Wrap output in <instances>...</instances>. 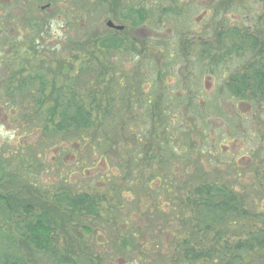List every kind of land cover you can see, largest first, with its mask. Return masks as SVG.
I'll return each mask as SVG.
<instances>
[{
    "label": "rangeland",
    "instance_id": "obj_1",
    "mask_svg": "<svg viewBox=\"0 0 264 264\" xmlns=\"http://www.w3.org/2000/svg\"><path fill=\"white\" fill-rule=\"evenodd\" d=\"M136 10L146 18L134 26ZM230 28L254 39L245 60L264 56V0H0V256L56 264L24 243L30 204L72 264H212L218 253L189 259L186 244L217 251L241 236L230 225L213 241L200 228L202 182L243 198L248 229L264 231V105L222 91L243 64ZM71 96L92 115L82 136L55 134L59 117L44 112ZM80 194L96 214L60 200ZM252 250L243 263L264 264Z\"/></svg>",
    "mask_w": 264,
    "mask_h": 264
},
{
    "label": "trees",
    "instance_id": "obj_2",
    "mask_svg": "<svg viewBox=\"0 0 264 264\" xmlns=\"http://www.w3.org/2000/svg\"><path fill=\"white\" fill-rule=\"evenodd\" d=\"M133 13L137 18L133 23L134 26H137L139 22L146 18V12H142L141 10L133 11ZM122 17L126 19L129 18V15ZM241 35L238 32L234 33V36H238L237 38L240 39L238 53L242 48L245 49L246 53L254 50L256 47L254 39L245 35L242 37ZM244 44H249V46L242 47ZM232 49V52H234L237 48L232 45ZM241 54L238 57L243 63L241 70L229 75L223 85L222 91L233 100L251 103L257 109L264 105V56L258 61L251 62L245 60ZM219 60L225 61L223 57L219 58ZM37 79L40 80L39 84L42 86L41 79ZM27 80L28 82L21 83L16 87V93L19 94V97H21V94H27L29 92L28 87L32 83H35L32 77L27 78ZM34 90L42 92L41 87ZM39 105L42 106V102ZM44 112L50 123L53 119L59 117L58 123L54 125L53 132L55 134L74 131L78 136H82L84 132H88L91 128L92 115L86 108L85 98L82 99L81 96H71L65 101L57 99L54 101L53 106ZM262 190H264V183H262ZM193 193L197 197L194 201L198 202H194V206L203 215L199 223L200 228L203 226V229L208 234H214L215 238L213 241H219V237L223 233L221 230L224 229L225 232H228L226 230H229L230 225L238 226V233H240L241 238L233 246L225 245L221 250L217 251L216 248H211L206 252L195 251L194 247L186 244L184 251L186 258H193L194 260L198 258H211V254L214 252L218 253V256L217 261H214L212 264H244L241 252L252 250L253 248L256 249V253L264 257V231L260 229H248L253 222V215L250 214L247 208L248 203L243 198L238 197L234 192L225 187H218L214 183L206 182H202ZM60 200L67 203L70 210L75 213L85 214L87 216L96 214V202L86 194L69 198L65 195ZM20 208L22 210L21 214L14 205L8 204V210L10 212L19 213L23 217L20 224L23 222L21 235L24 238V243L29 245L34 251L45 254L56 264H72L70 257L74 254H70L71 252L67 249L62 253L53 244L55 226L52 225V222L45 216L44 212L33 211L30 204L21 206ZM245 224H247V227ZM216 229L219 230V233ZM244 234H246L245 239H242V235ZM0 264L30 263L13 251L9 255H1Z\"/></svg>",
    "mask_w": 264,
    "mask_h": 264
},
{
    "label": "flooded vegetation",
    "instance_id": "obj_3",
    "mask_svg": "<svg viewBox=\"0 0 264 264\" xmlns=\"http://www.w3.org/2000/svg\"><path fill=\"white\" fill-rule=\"evenodd\" d=\"M126 29V27L124 26V28L122 29V30H119V31H117V30H114V29H112V31L114 32V33H121L122 31H124ZM235 32H238V33H240V32H242L240 29H236V28H230L229 29V31H228V33H226V32H223V34H228V36H229V34L231 35V37H233L234 38V33Z\"/></svg>",
    "mask_w": 264,
    "mask_h": 264
},
{
    "label": "water",
    "instance_id": "obj_4",
    "mask_svg": "<svg viewBox=\"0 0 264 264\" xmlns=\"http://www.w3.org/2000/svg\"><path fill=\"white\" fill-rule=\"evenodd\" d=\"M106 26H107L109 29H115V30H117V31L123 29V27H121V26H115L111 21H107V22H106Z\"/></svg>",
    "mask_w": 264,
    "mask_h": 264
}]
</instances>
